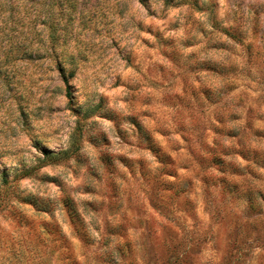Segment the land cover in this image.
<instances>
[{
  "label": "rangeland",
  "instance_id": "374dc122",
  "mask_svg": "<svg viewBox=\"0 0 264 264\" xmlns=\"http://www.w3.org/2000/svg\"><path fill=\"white\" fill-rule=\"evenodd\" d=\"M0 264H264V0H0Z\"/></svg>",
  "mask_w": 264,
  "mask_h": 264
}]
</instances>
